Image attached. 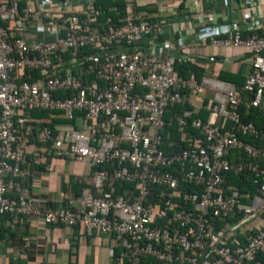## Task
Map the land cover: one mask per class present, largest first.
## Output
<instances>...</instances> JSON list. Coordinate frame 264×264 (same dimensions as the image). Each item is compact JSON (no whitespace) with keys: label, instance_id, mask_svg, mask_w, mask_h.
Here are the masks:
<instances>
[{"label":"built area","instance_id":"1","mask_svg":"<svg viewBox=\"0 0 264 264\" xmlns=\"http://www.w3.org/2000/svg\"><path fill=\"white\" fill-rule=\"evenodd\" d=\"M98 1L0 0V219L111 237V264H260L264 123L244 121L240 106L264 119V0H220L216 11L203 0L177 11L163 3L154 17L125 2L118 21L101 19ZM197 46L250 58L241 88L215 84L207 120L190 107L204 80L178 69L197 63ZM58 117L69 123L49 125ZM172 123L199 135L168 151ZM53 158L91 166L73 207L31 186L30 165L47 171ZM230 172L253 175L256 192L229 185Z\"/></svg>","mask_w":264,"mask_h":264},{"label":"crops","instance_id":"2","mask_svg":"<svg viewBox=\"0 0 264 264\" xmlns=\"http://www.w3.org/2000/svg\"><path fill=\"white\" fill-rule=\"evenodd\" d=\"M116 1L121 2L124 9L125 2H132L137 11H146L151 17L157 15L160 4L163 3L170 6L168 11L191 6L190 0ZM203 1L205 6L218 10L220 0ZM167 30L176 37L179 36L176 23L170 24ZM196 51L197 63L193 65L197 78L204 80L205 84L197 95L190 97V107L200 118L207 120L214 118L210 114L208 103L216 97L215 84L240 87L249 71L250 58L247 55L226 57V50L220 47L197 46ZM210 55L213 58L209 61ZM53 120L58 124L69 123L61 117ZM50 165L47 171L43 170V166L30 165L33 190L50 199L55 207H73V201L84 185L83 180L90 178L91 166L67 158H53ZM114 244L111 237L87 235L79 226L46 225L35 218L0 219V264H111L109 248Z\"/></svg>","mask_w":264,"mask_h":264},{"label":"trees","instance_id":"3","mask_svg":"<svg viewBox=\"0 0 264 264\" xmlns=\"http://www.w3.org/2000/svg\"><path fill=\"white\" fill-rule=\"evenodd\" d=\"M98 2H99L98 4H101L106 10L105 16H102L101 19H105L107 17H110L113 21H118L119 18H121L125 15V9L123 8V4L119 1L117 2L116 0H99ZM114 7L117 8V11L114 10ZM178 69H179L180 73H184V72L188 71L189 69L194 70V72L196 73L194 65H190L189 63H185L184 65H180L178 67ZM196 76L198 77L197 74H196ZM239 86L240 87H238V88H241V86H243V84L239 85ZM250 97H251L250 94L245 93V92L243 93V99L244 100L249 99ZM179 108H180L179 105L169 107L166 111V114H165L166 120L169 118V112H171L170 115H173L175 112L179 111ZM246 111H248V112H246ZM240 112L242 113L241 116H242V119L244 121H246V122L252 121L259 127L263 126L264 119L262 118V116H261V114L257 108L249 107V109H245V106L241 105L240 106ZM32 114L41 117L44 120V122H45V119L48 118V115L45 111L34 110L32 112ZM63 119H65V118H63ZM49 123H50L49 125L52 126L54 123H57V122H55L52 119V121H50ZM167 133H169V137H167ZM189 134H194L196 136L199 135L198 131L196 129L190 127V126H187L185 128H179V126H177V124H175V123H172L169 126H166L165 130L163 131V137H164V141H165L166 150L169 151L171 149H178L179 148V146H174V148L167 147V143L169 141H180V143L182 145H186V142L184 140H181V138L183 136L189 135ZM245 139L247 141H251V142L254 141L251 137H247V138L245 137ZM228 157L233 158L232 154H229ZM225 178H226V181L229 185H233L235 187H238L239 189H242L243 186H246V188L248 189V191L251 195H253V193L256 192L257 187H258V185L256 183H254V176L253 175H249V174L239 175V174H235V173L230 172V173H226ZM130 187H131V185H130ZM185 188L187 190H194L195 189L194 186H185ZM156 190H157V188L153 187L151 189V194L149 197H152L153 195H155ZM236 218H237V216H227L226 217L227 220H232V219H236ZM216 224L218 225L217 227H219L221 225V221H217ZM119 251H120V248L117 247L116 251H115L116 255L119 254ZM256 260L259 261L260 264H264V255L258 254L256 257ZM176 264H178V262ZM185 264H190V263H185ZM249 264H254V262H251Z\"/></svg>","mask_w":264,"mask_h":264}]
</instances>
